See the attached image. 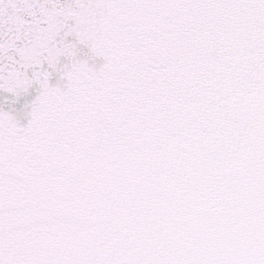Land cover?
<instances>
[{
  "label": "snow or ice",
  "instance_id": "6c2138e0",
  "mask_svg": "<svg viewBox=\"0 0 264 264\" xmlns=\"http://www.w3.org/2000/svg\"><path fill=\"white\" fill-rule=\"evenodd\" d=\"M0 264H264V0H0Z\"/></svg>",
  "mask_w": 264,
  "mask_h": 264
}]
</instances>
